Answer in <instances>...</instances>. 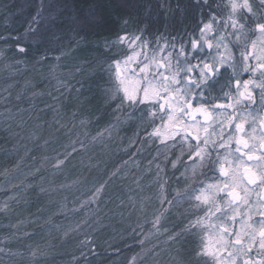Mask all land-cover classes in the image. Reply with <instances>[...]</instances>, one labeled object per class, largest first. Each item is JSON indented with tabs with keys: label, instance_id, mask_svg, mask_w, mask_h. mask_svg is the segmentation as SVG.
Returning a JSON list of instances; mask_svg holds the SVG:
<instances>
[{
	"label": "snow or ice",
	"instance_id": "6c2138e0",
	"mask_svg": "<svg viewBox=\"0 0 264 264\" xmlns=\"http://www.w3.org/2000/svg\"><path fill=\"white\" fill-rule=\"evenodd\" d=\"M110 6L120 11L101 35ZM0 8V22L10 21ZM35 8L23 32L0 35L10 71L27 61L48 81L40 90L28 82L27 98L13 96L14 85L0 91V131L12 143L0 164V187L10 189L0 204V225L8 221L0 264H53L64 248L73 249L70 264H93L89 256L109 249L130 253L111 264H264V0H89L74 10L68 0H39ZM107 109L112 119L100 127ZM74 168L80 175L67 183ZM37 187L47 206L25 217Z\"/></svg>",
	"mask_w": 264,
	"mask_h": 264
},
{
	"label": "trees",
	"instance_id": "16d2710c",
	"mask_svg": "<svg viewBox=\"0 0 264 264\" xmlns=\"http://www.w3.org/2000/svg\"><path fill=\"white\" fill-rule=\"evenodd\" d=\"M0 2L6 4L8 6V11L12 15V19L10 21L6 22H0V35H6L9 31L12 32L13 35L16 34L17 31L23 32L24 27H26L27 21L30 18V16L35 14L36 8L35 4L39 2V0H0ZM183 3L188 4L190 0H182ZM89 3V0H68V5L69 8L74 10L75 8H86ZM4 9L0 8V12H3ZM120 11L119 9L115 7H108L106 9V16H105V25L103 29L99 30L101 35H107L109 31H111L114 27V20L116 18L117 12ZM71 15V11H68L65 13L64 17H62L58 23L60 25H64L65 19ZM192 23L191 20V15H189V18L183 22V26H189ZM159 27V25H157ZM177 28H181V24L177 23L176 24ZM155 30V29H154ZM161 30H163L161 28ZM87 39L90 42H95L97 40V30H92L88 33ZM93 49V43H90L87 48H82L77 54L78 55H84L86 56L88 52L92 51ZM11 56V53L8 54ZM10 61L4 60L0 61V70L2 69L3 66H7L6 69H8V64ZM5 68V67H4ZM63 71H67V69H63ZM10 77L14 79H10V87H13L12 90V95L15 96L17 92H19L21 95H23L25 98L29 97L31 95V91L33 89L29 88V90L26 92L25 91V86L28 84V82H32L33 84H38V88L36 90L44 89L45 87L48 86V81L47 80H42L39 76L38 71L33 70L30 64L25 61L24 64H21L19 66L18 71H10ZM52 91L54 94L58 95V93L55 92V88H52ZM39 103V102H38ZM48 103H53L51 99L48 100ZM71 97H68L67 100L65 101V104L67 106V111L68 113H71L74 111V109L71 107ZM44 105L41 103L40 107L42 108ZM28 106L26 104H22L21 108H27ZM114 107V105H113ZM3 108H0L2 110ZM3 111V110H2ZM48 119H51V116L49 115L47 117ZM109 119H112L111 117V109H107L105 116L103 120L100 122V127H103L104 123H106ZM28 123H31V121H28ZM3 124V121L0 120V125ZM123 132L122 134L120 133V137L122 138H127L132 136L133 129L129 127L128 125H125L123 127ZM16 131H19L17 128ZM123 135V136H122ZM12 143L9 139H6V133L3 131H0V164H4L5 157L3 156V151L11 149ZM115 151V150H114ZM154 154V153H153ZM117 156L120 155V153L117 152ZM147 156V153H145ZM114 159L116 158L115 156L113 157ZM150 158V157H149ZM29 163H31L29 161ZM6 167H10V165H5ZM80 175L78 169H73V172L69 174V178L66 181L67 183H70L72 179H75L76 176ZM87 175V173H85ZM92 175H95V173H92ZM30 178V177H29ZM24 177H21L17 180L13 181V184H19L21 183L22 180H24ZM4 181V176L2 174V169H0V185L3 184ZM40 183L39 180L33 181L34 185H38ZM10 189H6L4 187H0V204L3 203L5 199V194L9 191ZM54 198L56 197V193H50ZM27 204L25 205V210L23 215L25 217H32L35 219V215L38 212H41L45 210L48 199L47 197L43 194L40 193L39 188H36V191L32 192L30 191L27 196ZM105 203L107 204V200H105ZM111 204H108V207H111ZM69 207H72L71 204H69ZM103 207V205H102ZM107 208H104V211L107 212ZM131 211V209H129ZM125 217L128 216V212L124 213ZM135 220V217H133V222ZM8 223L7 220H3L2 225H6ZM0 225V226H2ZM116 226H120V221L119 217L116 219ZM24 231L33 233V232H38L39 231V226L37 225H32V226H25ZM47 235V234H45ZM36 239H39L40 237H35ZM131 243V241H129ZM97 251H100L98 249ZM111 249H109L108 254L104 256H98L96 257L95 260L91 256L88 257L89 260L93 261V264H111V261L113 259L117 260H122V257L124 255H130L128 253L127 249L124 250V252L121 253L120 257H115L111 255ZM135 251H138V249H135ZM72 248H64V249H59L58 251H55L52 253V255L48 258L50 261L53 262V264H70L72 260ZM77 256L79 254L77 253Z\"/></svg>",
	"mask_w": 264,
	"mask_h": 264
},
{
	"label": "rangeland",
	"instance_id": "374dc122",
	"mask_svg": "<svg viewBox=\"0 0 264 264\" xmlns=\"http://www.w3.org/2000/svg\"><path fill=\"white\" fill-rule=\"evenodd\" d=\"M5 59L0 57V61H4ZM5 67V68H4ZM7 66H3L2 69L0 70V91H3V89L5 87H10V70L9 68L6 69ZM39 102V101H37ZM3 110V111H2ZM0 110V120L1 121H4L7 117L4 115V112L5 110L2 109ZM127 125V124H125ZM123 125L120 129V133L122 134V132L124 131L123 130V127L125 126ZM121 136V135H120ZM123 136V135H122Z\"/></svg>",
	"mask_w": 264,
	"mask_h": 264
}]
</instances>
